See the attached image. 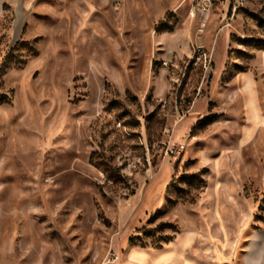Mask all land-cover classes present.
I'll return each mask as SVG.
<instances>
[{"label": "rangeland", "instance_id": "374dc122", "mask_svg": "<svg viewBox=\"0 0 264 264\" xmlns=\"http://www.w3.org/2000/svg\"><path fill=\"white\" fill-rule=\"evenodd\" d=\"M177 255L264 264V0H0V264Z\"/></svg>", "mask_w": 264, "mask_h": 264}, {"label": "crops", "instance_id": "0c3cea01", "mask_svg": "<svg viewBox=\"0 0 264 264\" xmlns=\"http://www.w3.org/2000/svg\"><path fill=\"white\" fill-rule=\"evenodd\" d=\"M159 256H165V255H159ZM159 256L148 254V262L151 263L155 258H157ZM170 257H167V259L162 260L160 264H183L185 260L191 262L192 264H195L194 259H192L189 255H185V257L182 255H177L176 259H174V256L171 258Z\"/></svg>", "mask_w": 264, "mask_h": 264}, {"label": "built area", "instance_id": "2783aa9c", "mask_svg": "<svg viewBox=\"0 0 264 264\" xmlns=\"http://www.w3.org/2000/svg\"><path fill=\"white\" fill-rule=\"evenodd\" d=\"M115 259H116V256H115V255H112V256H111L110 263H111L112 261H114V262H115Z\"/></svg>", "mask_w": 264, "mask_h": 264}]
</instances>
